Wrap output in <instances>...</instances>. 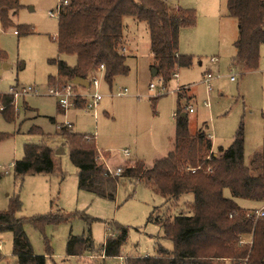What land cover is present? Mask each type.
I'll use <instances>...</instances> for the list:
<instances>
[{"label": "rangeland", "instance_id": "374dc122", "mask_svg": "<svg viewBox=\"0 0 264 264\" xmlns=\"http://www.w3.org/2000/svg\"><path fill=\"white\" fill-rule=\"evenodd\" d=\"M59 1L19 0L20 6L12 16L13 25L0 24L2 61L9 64L0 74V94H9L10 87L22 86H31L37 91L17 99L13 97L14 120H5L0 111V133L7 134L0 141V210H5L17 196L21 202L19 217L47 213L67 216L57 224L45 225L43 230L30 223L24 225L34 253L45 255V264H124L126 257L154 255L159 245L171 250L172 241L164 237L163 227L149 219V215L173 218L185 210L192 194H183L178 201H166L144 183L128 179L119 181L114 199L79 190L77 169L69 159L66 139L57 134L65 128L93 136L102 158L98 157V163L106 165L104 168L110 167L112 173L132 160H141L150 166L173 148V114L179 91L184 95L180 99L181 107L193 109L187 111L189 132L194 133L206 124L214 150L228 146L242 125L244 163L251 166L253 154L264 145V44L259 48L257 68L242 72L230 65L235 53L237 23L234 18L226 17V0H172L195 10V25L182 28L178 39V52L192 56V64L176 67V78L171 75L168 83L162 82L164 90L157 95L159 78L152 76L153 58L146 24L134 23L126 16L123 23L128 53L124 54L129 71L116 76L110 85L100 75L96 87L73 85L75 92L102 95L93 111H85L82 103L64 109L59 106L58 98L48 94L49 76L56 74L52 60L59 57L73 65L76 59L73 54L58 55L57 52ZM18 24L28 26L29 31L14 33ZM206 73L213 76L209 89L203 82ZM150 82L155 83L154 90H149ZM188 85L190 89L182 87ZM52 87L60 88L56 84ZM33 126L40 127L48 138L28 133ZM41 142L55 148L53 171L27 174L17 182L12 162L22 157L25 143ZM61 148L63 152L56 154ZM124 150L128 156H124ZM223 193L231 196L228 189ZM235 200L245 209L264 207V202ZM83 214L87 217L80 218ZM120 226L127 229V235L119 255L101 257L97 251L100 244L107 236L116 235ZM83 234L90 236L94 250L67 256L68 236ZM0 244V264H18L12 250L11 231H0Z\"/></svg>", "mask_w": 264, "mask_h": 264}, {"label": "trees", "instance_id": "16d2710c", "mask_svg": "<svg viewBox=\"0 0 264 264\" xmlns=\"http://www.w3.org/2000/svg\"><path fill=\"white\" fill-rule=\"evenodd\" d=\"M19 6V0H0L3 27L13 25L12 16ZM226 8L227 15L237 23L230 65L242 72L254 70L260 58L259 48L264 44V0H226ZM126 16L146 24L152 66L162 82L168 83L176 67L192 64V56L178 53V38L180 29L195 25L193 8L171 5L166 0H60L57 52L73 54L76 59L73 65L59 57L52 60L56 74L49 76L50 86L98 75L110 85L116 76L127 74L129 66L123 52ZM16 26L17 33L29 31L28 26ZM2 57L0 52V61ZM100 65L103 70L98 72ZM177 93L173 148L150 166L141 160L127 161L118 167V174H113L98 163L93 136L62 128L57 135L66 139L69 159L77 169V188L114 199L119 181L128 179L144 183L166 201H178L181 195L192 194L185 210L173 218L149 215V219L163 227L172 249L159 245L154 255L126 257L124 264H264V217H254V209H245L235 200L264 202V145L253 154L251 166L245 165L243 131L239 125L228 146L212 150L206 124L194 133L189 132L187 113L182 116L185 109L180 103L184 95ZM0 103L4 106L0 110L4 119L14 120L13 96L0 94ZM74 103L78 107L83 99H75ZM28 133L48 138L38 126L31 127ZM5 137L7 134L0 133V141ZM54 150L45 142L25 143L22 157L12 162L15 180L21 182L27 174L51 173ZM225 189L230 197L224 195ZM20 208L21 202L15 196L5 210H0V231L12 232V250L18 264H45V255L34 253L24 225L30 223L43 230L45 225L57 224L67 216L47 213L19 217ZM126 235L127 229L120 226L119 232L107 236L97 251L104 257L118 256ZM86 250H94L89 235L68 236L67 256Z\"/></svg>", "mask_w": 264, "mask_h": 264}, {"label": "built area", "instance_id": "2783aa9c", "mask_svg": "<svg viewBox=\"0 0 264 264\" xmlns=\"http://www.w3.org/2000/svg\"><path fill=\"white\" fill-rule=\"evenodd\" d=\"M14 33H17V32L14 30ZM123 52H124V48H123ZM212 60H214V59H212ZM101 70H103V65H100L97 68L98 72L101 71ZM172 76L176 78L177 73L176 72L172 73ZM212 77L213 76L210 73H206L203 76V80L207 84L208 88H210L209 87V81L212 79ZM231 79H234V77H231ZM88 81H89V86H90V84H93V86L96 87L98 85V83H99V80H98L97 76L90 77V79ZM157 83H159V87L157 88L156 91H157V95H160V94H162V91L164 90V88L162 86V81L160 79L157 80ZM73 85H75V84H72L70 82V83H67L65 85L60 86V88H55V87L50 86L49 89H48V94L58 98L59 106L64 108V109L67 108L71 104L74 105L75 104L74 102H75V99H76L77 96H82V99H83L82 108L85 111H90V110L93 111L94 108L96 107L98 101L101 99L102 95L100 93H97V92H94V93H91V94L75 92L73 90V88H72ZM75 86H77V85H75ZM148 87H149V90H154L156 88L155 83H153V82H150ZM178 89H180V88L178 87L176 89V91ZM9 91H10L9 94L12 95L16 99L18 97H21V96L23 97V96H25L27 94H30V93L37 94V91L34 88H32L31 86H22V87H19V88L18 87H10ZM3 107H4L3 104L0 103V110H2ZM185 109L188 112H192L193 111V109L191 107H187ZM67 125L70 126L69 123H67ZM123 154H124V156H128L129 153H128L127 150H124ZM108 170L110 171V169H108ZM119 172H120V169L117 167L114 170L113 174H118ZM251 214L254 217H256V218L264 217V207L260 208V209L252 210ZM0 249H1V244H0Z\"/></svg>", "mask_w": 264, "mask_h": 264}, {"label": "water", "instance_id": "95a60500", "mask_svg": "<svg viewBox=\"0 0 264 264\" xmlns=\"http://www.w3.org/2000/svg\"><path fill=\"white\" fill-rule=\"evenodd\" d=\"M8 67H9V64H7L4 61H0V74L2 73V71L4 69H6ZM152 76H156V69L155 68H152ZM71 83L75 84L77 86L84 87V88H87L89 86V81L85 78H75L71 81ZM182 116H185V113H182ZM62 152H63L62 148L59 150H56V154H60Z\"/></svg>", "mask_w": 264, "mask_h": 264}, {"label": "crops", "instance_id": "0c3cea01", "mask_svg": "<svg viewBox=\"0 0 264 264\" xmlns=\"http://www.w3.org/2000/svg\"><path fill=\"white\" fill-rule=\"evenodd\" d=\"M169 4H171V5H178L177 3H175V2H172V0H166ZM226 17H230V16H228L227 15V13H226ZM124 21V20H123ZM132 21L134 22V23H137L136 21H134L133 19H132ZM236 28H237V25H236ZM180 31H181V29H180ZM180 31H179V33H180ZM179 39V38H178ZM124 53L125 54H127L128 53V48L126 47V44H125V32H124ZM179 53V52H178ZM232 58V57H231ZM212 59H214V60H212V61H215L216 59L215 58H212ZM213 78V77H212ZM203 82H204V80H203ZM210 82V81H209ZM205 83V82H204ZM206 84V83H205ZM207 85V84H206ZM182 87H188V89H190V85H188V86H182ZM208 87V86H207ZM209 89V88H208ZM188 97V96H187ZM186 97V98H187ZM26 104H27V102H26ZM28 105V104H27ZM176 106H177V103H176ZM188 106H184L183 107V109H185V108H187ZM25 109H27L26 107H24ZM29 109H31L30 107H29ZM15 110H17L18 111V108H16L15 107ZM188 113L187 112V110L185 109L184 110V112L183 113ZM175 113L176 112H174V118H175ZM188 115V114H187ZM51 121H53L54 122V119L52 118V119H50ZM209 133V132H208ZM209 137H210V133H209ZM210 139H211V137H210ZM211 142H212V139H211ZM64 144H66V143H64ZM62 147H63V145H62ZM59 150V149H58ZM212 150H214L213 148H212ZM97 151H98V149H97ZM98 157L100 158V155H99V151H98ZM100 159H102V158H100ZM53 161V160H52ZM101 163H103V162H101ZM104 164V163H103ZM120 165V164H119ZM106 166V165H105ZM104 165H103V167H105ZM116 166H118V165H116ZM108 167V166H107ZM109 169H110V167H108ZM100 256L102 257L103 256V254H100Z\"/></svg>", "mask_w": 264, "mask_h": 264}]
</instances>
